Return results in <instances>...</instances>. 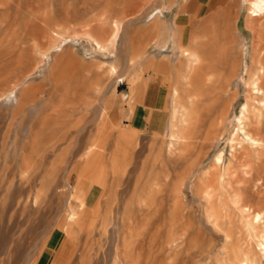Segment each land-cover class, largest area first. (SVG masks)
Returning <instances> with one entry per match:
<instances>
[{
  "label": "rangeland",
  "instance_id": "374dc122",
  "mask_svg": "<svg viewBox=\"0 0 264 264\" xmlns=\"http://www.w3.org/2000/svg\"><path fill=\"white\" fill-rule=\"evenodd\" d=\"M223 6L242 66L229 86L217 51L206 62L218 71L207 70L200 84L192 69L184 78L178 39L190 47L202 39L208 52L211 0H0V264H205L202 250L219 249L221 233L203 220L206 203L193 185L219 150L224 165L231 158L230 136L247 96L245 68L258 42L257 27L246 25L247 4ZM237 90L216 124L223 136L211 140L202 165L172 174L184 150L170 121L180 136L178 121L192 108L189 131L200 122L207 131L223 101L213 98ZM153 92L157 101L149 102ZM91 143L99 155L86 162ZM170 205L190 212L187 232L179 218L173 224ZM256 252L251 259L264 264V251Z\"/></svg>",
  "mask_w": 264,
  "mask_h": 264
},
{
  "label": "bare ground",
  "instance_id": "6f19581e",
  "mask_svg": "<svg viewBox=\"0 0 264 264\" xmlns=\"http://www.w3.org/2000/svg\"><path fill=\"white\" fill-rule=\"evenodd\" d=\"M225 1L226 0H211V6H214V8H216L215 10H213L212 13L215 19V25L213 29V33L214 31L215 33H214L213 41L211 40L212 42L207 46L208 52L205 48V42L202 39H197L196 41H194L197 37L194 38L193 41L191 42L192 47H190V43L187 40H185L184 37L182 38L180 37V39H178L180 55L183 58L182 62L186 70V73L184 74V78L188 77L189 75L188 71L189 69L190 70L192 69L195 71L196 73L195 75L199 78L198 82L200 84L201 80H203L204 75L207 73V70L212 69L218 71L219 69L217 65L215 66L213 64L206 62V57L210 52H212L213 55L214 53L217 54V52L220 53V54L218 53L219 58L222 59V62L220 63V70L223 71V79L225 80L224 81L225 86L227 85L229 86L230 78H232L235 75H239V72L242 70V66L239 67L237 65L239 60V58H237L236 56L237 53L233 52L232 50L233 48L232 47L233 45H231L232 37L229 38L226 35L228 29L227 26L224 25L226 22H224L222 17L223 8L220 7L223 6ZM243 1L247 4L246 25L250 29L257 27V30H255L254 35L252 37H254V39L256 38L258 42L257 41H256L257 43L254 42L255 46L253 50L255 51H253L252 53L253 55L251 56L250 64L249 65L247 64L248 66L246 65L245 68L246 71L245 73H247V80L245 82L247 89L246 90L247 96L244 102L241 104L239 115L237 116V120H236L237 127L236 129L234 128L235 132L231 133L232 137L230 136L231 153L229 154H231V158L224 165V158H223L224 150L223 149L219 150L216 154L213 155L212 159L207 164V168L203 173H201V176L198 179H196V182L193 185V189L195 190V192L197 193L201 192V194L200 193L198 194V200H201L202 202V199H204V202L206 203L203 211V220L205 218V222L209 223L213 231H215L216 233H221L220 235L223 238V241L220 244L219 249L216 247L217 250H215L216 248L214 249L210 247V249H208V252L202 250L203 248L201 249L202 252L200 251L201 253L199 254V257H201V259L204 260L205 264H210L209 261L212 258L218 261L223 260L226 262V264H236V263L258 264L257 263V261H259L258 259L256 261V259L253 260L251 258L257 255L256 249H258L260 253L264 251V0H243ZM228 11H229L228 12L229 14L227 13L229 16L228 18L230 20L231 19L233 20L235 16L233 14L231 16L230 9ZM182 24L184 25L185 23ZM185 28L186 26L183 27V29ZM200 29L201 31L203 30V28ZM237 52L240 53L239 51ZM210 56L211 55H209V57ZM215 57H217V55H215ZM215 60L216 59L214 58V61ZM154 63L155 62H153V64ZM209 76L212 77V75ZM172 91L174 94H176L177 92L176 89L174 88ZM238 92L239 91L237 90L234 93H232V95L229 96L228 95L220 96L219 93L216 94L215 98H213V101H218L221 98H222L221 100L223 101L221 103L219 101L218 103H216L215 112L212 114V118H209V121H207L208 123L207 129L204 126V128L207 131L205 130L204 132L202 131L203 129L201 128L202 127L201 122L197 129H195L197 127L196 125H195L196 127L195 126L193 127L195 131L193 130H192L193 132L191 130H190L191 132L189 131L190 129L189 118L191 117L190 114H192L190 110H193L192 108H190V110L187 108L184 109L185 111H183V114L181 116L182 118L179 116L181 118V120L178 121L180 122L179 125H182L181 127L184 128L183 130L184 132L180 136L176 135L177 134L176 132H178V130L180 129L175 128L176 124L171 119L172 123L171 121L169 123L171 129L170 130L171 136L172 138L179 137L182 140V148L181 146L180 148L184 150L183 152L181 151L183 160L179 164V167L176 166L178 164L177 163L178 161L173 160V162L176 163H174L175 167L171 168L172 174L178 172L181 173L183 169L185 170L190 168L191 170L192 165H196V164H200V166L202 165L203 160L206 158V156L209 153L210 147H212V145L214 144L213 143L214 141L212 142L211 140H214V138H221L223 136L222 135L223 131H219L216 127V124L220 123L221 125V122H223L222 121L223 116H225L224 115L225 112H227L229 109V105H230L229 102L234 98L235 95H238ZM25 93L26 95L27 93L30 94V90H28L27 92L25 91ZM180 96L178 98H180ZM153 98H154V92L148 96V101L154 102L155 99ZM181 101L183 102L181 104H183V108H184L185 106L184 102L186 103L185 98L181 99ZM175 108L176 107H174V110H176ZM44 139L46 140V138ZM210 141L212 143H209ZM26 143H25V147L27 145ZM171 144L172 142L170 141V147L172 146ZM91 145L92 146L90 147L88 146L87 148L88 150L87 152L89 156L86 158L85 160L86 162L96 159V157L99 155V152H95L94 150L95 147H99L97 143H91ZM173 151H174L173 149H169L170 153ZM24 162H28V161H26L24 158ZM223 165L225 167L224 169L222 168ZM165 171H168V169ZM188 172L187 174H189ZM123 173L124 172H122V174ZM180 184L182 185L183 183ZM179 191L180 193L183 192L182 187H180ZM169 193L168 195H166L167 198L169 197ZM27 194H29V192ZM172 205L174 206V204ZM172 205H170L172 207L170 212L173 213V216H175L173 217V224L175 225V223L177 222L180 225L182 224L181 225L183 227V228L181 227L182 230H184L185 229L184 227H186L184 231L187 232L186 230L189 229L188 227L190 220L189 219L190 212L186 214L183 212L181 206L173 207ZM152 209L150 207V210ZM153 211L154 210H152V212ZM177 218H179L178 221ZM174 220H176L177 222ZM190 222L193 224L192 221ZM170 224H172V222ZM173 224L172 226L170 225L171 226L170 228L174 227ZM180 225L178 226L177 224L176 229L178 230L181 229L179 228ZM172 229L173 231L175 230L174 228ZM196 230H195L196 233L192 234L193 237L196 236L195 238H197V236L200 237L201 235V228L198 227ZM180 232L181 230L177 235H180ZM179 237L180 236L178 237L176 236V239ZM222 264L224 263L222 262Z\"/></svg>",
  "mask_w": 264,
  "mask_h": 264
},
{
  "label": "crops",
  "instance_id": "0c3cea01",
  "mask_svg": "<svg viewBox=\"0 0 264 264\" xmlns=\"http://www.w3.org/2000/svg\"><path fill=\"white\" fill-rule=\"evenodd\" d=\"M148 98V97H147ZM158 114V113H157Z\"/></svg>",
  "mask_w": 264,
  "mask_h": 264
}]
</instances>
